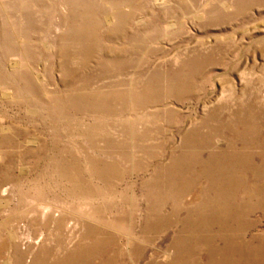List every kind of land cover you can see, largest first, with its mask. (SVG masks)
<instances>
[{
  "label": "rangeland",
  "instance_id": "1",
  "mask_svg": "<svg viewBox=\"0 0 264 264\" xmlns=\"http://www.w3.org/2000/svg\"><path fill=\"white\" fill-rule=\"evenodd\" d=\"M0 264H264V0H0Z\"/></svg>",
  "mask_w": 264,
  "mask_h": 264
},
{
  "label": "bare ground",
  "instance_id": "2",
  "mask_svg": "<svg viewBox=\"0 0 264 264\" xmlns=\"http://www.w3.org/2000/svg\"><path fill=\"white\" fill-rule=\"evenodd\" d=\"M196 143V142H195ZM196 145V144H195ZM249 154H251V153H249ZM251 156V155H250ZM231 158H233V157H231ZM179 160V159H178ZM179 162V161H178ZM252 164V163H251ZM234 165V164H233ZM236 165V164H235ZM235 167V166H234ZM225 168V167H224ZM228 168V167H227ZM238 169V168H237ZM234 170V169H233ZM252 170V169H251ZM238 180V179H237ZM229 182H230V180H229ZM176 188V187H175ZM248 190V189H247ZM255 192V191H254ZM248 193H249V190H248ZM248 193H247V195H248ZM253 195V194H252ZM203 199V198H202ZM198 200V199H197ZM200 201V199L198 200V202ZM204 201V200H203ZM202 201V202H203ZM203 207V206H202ZM196 210V209H195ZM205 210V209H204ZM209 210V209H208ZM187 211H188V209H187ZM192 211V210H191ZM204 212V211H203ZM203 214V213H202ZM188 218V217H187ZM192 218V217H191ZM190 220V219H189ZM185 221V220H184ZM190 222V221H189ZM192 222V221H191ZM190 222V223H191ZM186 225V224H185ZM200 226H201V224H200ZM195 227V226H194ZM198 228V227H197ZM185 229V228H184ZM191 230V229H190ZM200 230V229H199ZM183 232H184V230H183ZM193 232V231H192ZM179 237H182V236H179ZM197 238H198V236H197ZM180 239V238H179ZM182 240V239H181ZM185 240V239H184ZM180 244H181V242H179ZM175 245H176V243H175ZM174 245V246H175ZM177 247V246H176ZM182 249V248H181ZM182 252V251H181ZM180 254V253H179Z\"/></svg>",
  "mask_w": 264,
  "mask_h": 264
}]
</instances>
